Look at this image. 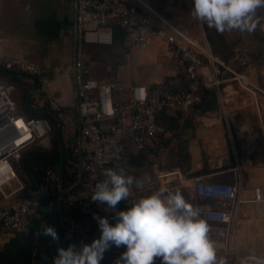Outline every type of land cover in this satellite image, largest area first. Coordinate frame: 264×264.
<instances>
[{
	"label": "built area",
	"instance_id": "obj_1",
	"mask_svg": "<svg viewBox=\"0 0 264 264\" xmlns=\"http://www.w3.org/2000/svg\"><path fill=\"white\" fill-rule=\"evenodd\" d=\"M74 7L72 58L65 66L47 70L0 55V70L35 79L40 94L47 99L52 77L67 76L74 86L80 133L73 152L79 157V166L85 176H80L75 189L59 196V202H64L70 210L62 219L65 230L73 238L66 248L71 244L79 248L81 243L93 242V232L100 230L94 215L107 217L113 225L116 223L111 211L92 202L95 185L105 179V169H115L126 161L130 149L141 151L152 137L164 132L157 124V114L163 108L189 112L201 101L200 89L218 90L228 81L236 82L253 95L256 92L264 94L244 73L249 65L247 56L237 54L236 65L219 60L208 46L189 40L177 24L142 0H75ZM119 28L126 30L124 44L127 47L144 48L152 39L164 43L168 53L183 65L190 81L188 88L172 92L164 84L123 87L92 78L84 47L112 45L114 30ZM3 40L0 35V46ZM15 92L12 83L0 80V240L31 229L33 216L40 217L43 202L53 196L57 174L50 172L38 188L25 189L19 179L16 164L27 150L50 137L52 129L45 121L25 118L13 98ZM232 172V183L210 182L203 176L189 180L195 196L211 202L210 207L200 209L201 218L208 225L222 224L228 231L235 227V211L243 202L240 168L235 166ZM167 176H174L179 184L185 180L178 169L158 175L160 178ZM137 180L141 186L134 187L138 191L155 182L147 172ZM15 183L19 187L12 189ZM117 210L127 209L118 205ZM38 241L39 236L35 234V243ZM224 256L226 264H238L239 259L234 257L232 250L224 252ZM100 264L111 263L101 261Z\"/></svg>",
	"mask_w": 264,
	"mask_h": 264
},
{
	"label": "crops",
	"instance_id": "obj_2",
	"mask_svg": "<svg viewBox=\"0 0 264 264\" xmlns=\"http://www.w3.org/2000/svg\"><path fill=\"white\" fill-rule=\"evenodd\" d=\"M74 1L0 0V35L4 39L0 46V55L47 70L65 66L72 58ZM142 1L151 7L147 0ZM192 28L188 26L181 29L189 39L200 43L202 39H198L200 36L195 34ZM125 35V29H115L112 45L84 47L89 75L92 78L99 82L118 83L123 87L167 84L172 88H180L187 76L183 65L168 53L164 43L152 39L144 48H130L124 44ZM237 54L240 53H235L229 60L231 65L237 64ZM200 71L205 73L204 69ZM244 73L250 83L264 92V82L256 76L251 64ZM0 80L16 87L13 98L25 118L49 114L56 119V127L47 122L51 125V134H57L58 140L60 139L59 146L60 141L62 145L61 151L65 152L69 163L72 158L78 160L79 157H75L73 151L80 133L79 112L70 79L67 76L52 77L48 99L40 94L32 78L13 73L1 75ZM214 91L218 99L216 110L207 113H184L192 117L193 123L181 137L187 136L184 139L188 140L187 151L190 155V169L185 174L181 173L185 178L182 184H176L174 176L158 177L166 171L159 170L157 164L130 170L139 171L140 176L149 173L155 180L152 186L180 185L184 190L185 199L201 209L210 207L211 202L199 200L193 193L189 180L203 176L210 182L232 183V169L238 166L241 172L240 196L243 202L235 211L236 229L232 233L233 237L231 236L232 252L238 259L253 254L264 256V94L256 92L253 95L241 89L234 81H228ZM122 97H125L124 93ZM175 111L169 109L168 112L173 114ZM62 160L65 164L64 156ZM202 162L206 164V169H202ZM198 172L199 175L192 176ZM125 174L129 175L127 171ZM60 186L62 192L72 187L64 190L62 180ZM18 187L19 184L15 183L12 189ZM142 197L141 192L134 186L130 188L131 201ZM51 199L43 202L40 217L33 216L29 231L16 232L8 239L0 240V264H43L40 257V242L43 236H39V241L35 243V234L40 225L49 223L50 214L45 210L51 208ZM69 213L70 210L59 202L57 222L53 227L56 228L60 240L57 244L48 238L46 254L49 264H52L57 254V247L66 248L73 239L62 224L63 217ZM209 229V237L215 243L218 259H225V226L210 223ZM100 235V230L96 229L93 232V240L98 239ZM124 251V247L113 246L105 252L103 259H113L115 263Z\"/></svg>",
	"mask_w": 264,
	"mask_h": 264
},
{
	"label": "clouds",
	"instance_id": "obj_3",
	"mask_svg": "<svg viewBox=\"0 0 264 264\" xmlns=\"http://www.w3.org/2000/svg\"><path fill=\"white\" fill-rule=\"evenodd\" d=\"M264 0H193L191 16L219 33H251L260 24L257 10ZM105 179L95 185L92 202L111 211L116 223L94 215L101 235L90 244L58 246L52 264H100L113 246L126 248L115 264H226L217 257L215 243L209 237V225L201 210L188 202L179 189L161 186L151 195L132 201L126 211H118L121 201L128 200L130 188L140 181L126 175L124 168L105 169ZM37 236L59 244L55 227L42 224ZM238 264H264V256L245 255Z\"/></svg>",
	"mask_w": 264,
	"mask_h": 264
},
{
	"label": "trees",
	"instance_id": "obj_4",
	"mask_svg": "<svg viewBox=\"0 0 264 264\" xmlns=\"http://www.w3.org/2000/svg\"><path fill=\"white\" fill-rule=\"evenodd\" d=\"M204 31L206 40L210 45V51L212 55L225 63L229 62V60L233 58L237 52H235V50L229 49L223 36L215 29H210L205 26ZM220 46L222 48H226V50H222ZM240 55L245 54L242 53ZM249 56H247V58L250 64L251 60H261L262 53H253L249 54ZM9 74L10 73L6 71L0 70V76H6ZM189 84L190 81L188 78H185L180 88H172L167 84L164 85L172 92H179L186 90ZM199 95L201 97V101L199 104L195 105L191 111L207 113L217 109L218 99L216 91L202 88L199 91ZM168 111L169 108H163L157 114V124L164 129V132L156 134L154 137H152L151 142H149L143 150L134 152L130 149L127 152L126 161L117 167V170L122 167L128 172L130 176H133L137 179L141 173L137 170L132 171L130 168L140 169L143 166L155 164L157 159L160 157V153L166 150L164 163H159V167L162 170L178 168L182 174L187 173V171L190 169V155L187 151V143L185 140H182L181 137L185 130L191 126L193 119L191 116L185 115V112L175 111L173 114H170ZM28 119L45 121L51 123L53 127L57 126L56 119L49 114L31 115L28 117ZM50 137L52 138V146L50 148L45 149L38 148L36 146L30 148L22 155L20 161L15 166V171L17 172V175L25 189L38 188L45 176L49 175L50 172H57L60 169L63 156L65 159V164L63 167L61 180L64 190L70 186H73L79 180L82 174L85 176V174L81 172L79 159L77 160L71 157L72 160L69 163L65 152L62 153L57 134H51ZM199 174L200 173L198 172L192 176ZM168 188L173 191L179 189L185 197L184 190L180 186H169ZM158 189L159 188L157 186L151 185V187L149 186V188L147 187L143 190H140V192L144 197L151 195ZM131 202V199L128 198L126 201H121L119 206L123 209H128ZM60 205L65 204L61 201ZM101 261L115 264L113 259H103ZM155 264H160V260H156Z\"/></svg>",
	"mask_w": 264,
	"mask_h": 264
},
{
	"label": "rangeland",
	"instance_id": "obj_5",
	"mask_svg": "<svg viewBox=\"0 0 264 264\" xmlns=\"http://www.w3.org/2000/svg\"><path fill=\"white\" fill-rule=\"evenodd\" d=\"M147 2L150 4V6L156 10L159 14L163 15L165 18L171 20L173 23L182 26L183 27H188L192 26L193 32L195 34L199 35L198 39H202L201 44H205L210 48L209 43L206 40L205 36V31L204 27L208 25L206 23L199 22L195 19L192 18L191 16V11L193 7V0H147ZM257 17L260 18V24L257 26L255 31L251 33H241L239 31H232V32H224L220 33L226 44L228 45L230 50H235V52L240 53V54H245L249 56V54H256L258 52L262 53L261 60H255L252 61L250 64L252 65V68L254 69V72L257 77H260V79L264 82V8H260L257 10ZM209 28V27H208ZM214 29V28H210ZM185 32V31H184ZM195 38V35H193ZM197 37V36H196ZM222 50H226V48H222ZM166 49V47H165ZM211 50V48H210ZM250 57V56H249ZM193 123V120L192 122ZM191 133V132H190ZM189 133V135H190ZM55 134V132H54ZM53 134V135H54ZM188 135V136H189ZM53 137V136H52ZM187 138L186 135L182 138V140H185L187 143ZM52 142V138H51ZM188 145V143H187ZM166 156V150L162 151L160 153V157L157 159L155 164H157V168L160 170L161 168L159 167V163L163 164ZM204 160V159H203ZM202 169H206V164H203L202 162ZM173 169H178V168H173ZM169 169V170H173ZM162 170V169H161ZM179 170V169H178ZM162 171H167V170H162ZM166 178V177H165ZM177 184V182H176ZM176 184H171V185H158V188L161 186H177ZM180 186V185H179ZM212 207H215L217 209H221L220 206L212 205ZM236 229V222H235V227L232 228L231 230H227L225 228V234H224V251H231L232 250V240L231 236L233 237L232 233Z\"/></svg>",
	"mask_w": 264,
	"mask_h": 264
},
{
	"label": "water",
	"instance_id": "obj_6",
	"mask_svg": "<svg viewBox=\"0 0 264 264\" xmlns=\"http://www.w3.org/2000/svg\"><path fill=\"white\" fill-rule=\"evenodd\" d=\"M10 74H13L12 72H8ZM34 83L37 86V81L34 79ZM60 140V139H59ZM36 147L38 148H50L51 147V138L47 137L46 139L42 140L41 142H39ZM60 147H62L61 145V141H60ZM63 164L64 161H61V165H60V170L59 173L57 174L56 180H55V184H54V193L51 199V208L50 209H46V212H49L50 216H49V226H54L55 223L57 222V210H58V205H59V196L61 195V193H67L72 191L73 189L76 188V184L73 185L70 190L67 191H61V175H62V169H63ZM47 241H48V237H42L41 242H40V257H41V261L43 264H49L48 262V258H47V254H46V245H47Z\"/></svg>",
	"mask_w": 264,
	"mask_h": 264
},
{
	"label": "bare ground",
	"instance_id": "obj_7",
	"mask_svg": "<svg viewBox=\"0 0 264 264\" xmlns=\"http://www.w3.org/2000/svg\"><path fill=\"white\" fill-rule=\"evenodd\" d=\"M189 40H191V39H189ZM191 41H194V40H191Z\"/></svg>",
	"mask_w": 264,
	"mask_h": 264
}]
</instances>
